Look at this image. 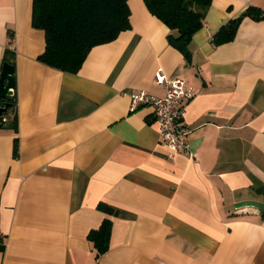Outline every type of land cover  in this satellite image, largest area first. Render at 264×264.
<instances>
[{
  "label": "crops",
  "instance_id": "0c3cea01",
  "mask_svg": "<svg viewBox=\"0 0 264 264\" xmlns=\"http://www.w3.org/2000/svg\"><path fill=\"white\" fill-rule=\"evenodd\" d=\"M129 4L131 28L72 73L39 59L33 0H0V75L12 52L16 81L0 126V264H264V0H213L189 56L144 0ZM233 19L235 37L215 42ZM160 67L195 90L196 157L172 155L151 106L131 108L142 90L164 94ZM105 219L99 254L89 234Z\"/></svg>",
  "mask_w": 264,
  "mask_h": 264
},
{
  "label": "trees",
  "instance_id": "16d2710c",
  "mask_svg": "<svg viewBox=\"0 0 264 264\" xmlns=\"http://www.w3.org/2000/svg\"><path fill=\"white\" fill-rule=\"evenodd\" d=\"M144 1L149 11L170 28V44L189 56L190 42L204 26L213 0ZM247 13L258 17L260 10L251 7ZM130 17L129 0H33V26L43 29L46 36V49L39 59L49 66L77 73L93 47L111 42L131 28ZM239 22L240 19H233L222 26L215 42L232 40ZM5 62L15 67L12 52H6ZM5 102L0 98V105ZM15 104L16 99L6 111V117ZM100 208L109 209L102 204ZM110 233L111 222L105 219L98 230L89 234L99 254L108 250Z\"/></svg>",
  "mask_w": 264,
  "mask_h": 264
},
{
  "label": "built area",
  "instance_id": "2783aa9c",
  "mask_svg": "<svg viewBox=\"0 0 264 264\" xmlns=\"http://www.w3.org/2000/svg\"><path fill=\"white\" fill-rule=\"evenodd\" d=\"M156 83L163 87L164 94L153 95L145 90L132 98V110L140 106H151L156 116L158 132L172 151H185L192 157L198 154L190 150L185 117L190 101L195 96L194 88L183 78L170 79L162 67L155 74Z\"/></svg>",
  "mask_w": 264,
  "mask_h": 264
},
{
  "label": "water",
  "instance_id": "95a60500",
  "mask_svg": "<svg viewBox=\"0 0 264 264\" xmlns=\"http://www.w3.org/2000/svg\"><path fill=\"white\" fill-rule=\"evenodd\" d=\"M15 67L8 62L3 65V70L0 75V98L6 100L4 105H0V126H3L7 121L6 111L11 107L12 101L16 99V81Z\"/></svg>",
  "mask_w": 264,
  "mask_h": 264
}]
</instances>
